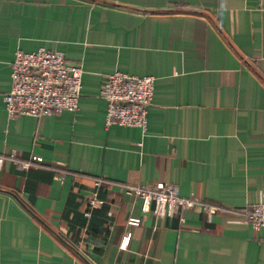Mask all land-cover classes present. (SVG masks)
I'll return each instance as SVG.
<instances>
[{
    "label": "crops",
    "instance_id": "1",
    "mask_svg": "<svg viewBox=\"0 0 264 264\" xmlns=\"http://www.w3.org/2000/svg\"><path fill=\"white\" fill-rule=\"evenodd\" d=\"M40 47L81 65L79 109L10 118L15 52ZM115 71L155 77L145 132L105 124ZM0 155V264H264L237 214L264 204V0H0ZM158 181L201 204L123 191Z\"/></svg>",
    "mask_w": 264,
    "mask_h": 264
},
{
    "label": "built area",
    "instance_id": "2",
    "mask_svg": "<svg viewBox=\"0 0 264 264\" xmlns=\"http://www.w3.org/2000/svg\"><path fill=\"white\" fill-rule=\"evenodd\" d=\"M83 69L81 65L71 63L58 51L45 47L32 52L17 49L12 62L11 84L4 95L5 110L10 118L30 116L41 118L64 111L76 112L82 91ZM154 76H138L115 71L106 76L100 96L107 102L105 124H118L126 127H139L144 132L148 125V111L154 97ZM142 146L143 143H138ZM10 154V158H15ZM33 161H42V157L32 156ZM0 155V168L4 162ZM28 167V164H23ZM64 181V177L60 179ZM100 187L101 179L95 180ZM127 196L142 200L144 212H153L156 217L180 216L183 212L201 204L194 196L184 197L179 187L158 181L150 186L127 185L123 189ZM92 207H99L103 201L95 193L89 200ZM204 210L216 211L217 207L202 205ZM249 223L264 227V204H255L238 213ZM139 218H130V225H139ZM129 235L127 236V242Z\"/></svg>",
    "mask_w": 264,
    "mask_h": 264
}]
</instances>
